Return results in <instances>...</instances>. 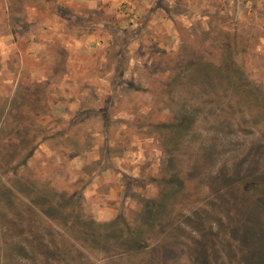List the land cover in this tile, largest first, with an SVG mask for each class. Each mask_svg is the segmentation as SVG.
<instances>
[{"label":"rangeland","instance_id":"obj_1","mask_svg":"<svg viewBox=\"0 0 264 264\" xmlns=\"http://www.w3.org/2000/svg\"><path fill=\"white\" fill-rule=\"evenodd\" d=\"M4 188L0 264H264V0H0Z\"/></svg>","mask_w":264,"mask_h":264},{"label":"trees","instance_id":"obj_2","mask_svg":"<svg viewBox=\"0 0 264 264\" xmlns=\"http://www.w3.org/2000/svg\"><path fill=\"white\" fill-rule=\"evenodd\" d=\"M196 65H201V68L203 69V66H205L206 64L203 62V61H201V60H199V61H196ZM227 64H229L230 65V67L229 68H227L226 70H224V71H230V72H226L227 73V76H229V78L228 79H233V77H234V71H236V69L234 70V71H232L233 70V68H232V65H234V63H231V60H230V62H227ZM203 65V66H202ZM206 68H207V66H205ZM224 75H225V72L223 73ZM229 81H231V80H229ZM235 81V80H234ZM239 82V81H238ZM238 82H236V86L238 85ZM21 102H18L17 101V103H19V106H20V104L21 103H23V97H21ZM191 122H194V119H193V117L191 116V115H187V114H184V115H182V116H178L177 118H176V121H174V122H166V123H164L162 126H164V131H165V133H167L165 136L167 137V140L170 142V141H172L173 139H174V141H177V144H179V137H178V135L179 134H182L183 133V131L189 126V124H191ZM177 139V140H176ZM173 176H174V173L172 174ZM176 182V181H175ZM175 182H171V183H169V185L167 186L168 187V189H169V191H168V193H172L173 192V190H172V188H174L173 187V185H174V183ZM24 188V187H23ZM175 189V188H174ZM38 190H40V191H38ZM29 192H32V194H34V195H36V197H38V198H40V203H43L44 205H45V202L46 201H48V198H47V194H48V192H49V189H48V191H47V188H44V189H40V188H30V190H28ZM0 192H2V195H4V199H8V202H5V206L6 205H10V198H12L13 196H14V194H13V192H11L10 193V190L8 189V188H4V189H1L0 190ZM50 192L52 193V194H54L55 196L56 195H58L57 194V192H55L54 190H53V188H50ZM9 194H11V196L9 197ZM160 202H162L161 204H159L158 203V209H164V205H165V203H164V200L162 201H160ZM57 205V204H56ZM69 205V204H68ZM53 206H54V208L58 211L57 213H59V216L61 215L60 214V212H61V210H60V208H57L56 206H55V204H53ZM59 206V205H58ZM7 207V206H6ZM12 207V206H11ZM154 207H155V205H154ZM13 208V207H12ZM11 208V209H12ZM152 208V207H151ZM156 208V207H155ZM6 209V208H5ZM1 217H2V215H1ZM3 219V218H2ZM3 224L6 226V223H4L3 222ZM96 226H98V227H103L104 225H102V224H97V223H94ZM10 227V226H9ZM34 235V234H33ZM35 239H33V238ZM31 238H32V240H29V242H30V244L31 243H33V248L34 249H37L36 247L38 246H40V248H41V250H43V255H44V257H45V259L47 260V261H50V259H52L53 261H55L54 263L55 264H64V262L63 261H61L60 259H61V254H59L57 251H55V250H53V249H50V248H47L44 244H43V238L41 237V235H39V234H35V236H31ZM130 238V241H132L133 243H134V248L135 249H138L139 248V244H138V242H139V239H138V237H137V233L136 234H133V235H129L128 236V239ZM39 239V240H38ZM22 240V239H21ZM42 242H41V241ZM22 244H24V242H22ZM36 245V246H35ZM44 245V247H42ZM25 247L26 246H22L21 245V243H20V246L18 247V249L17 250H20V251H25ZM14 249H16V248H7L6 249V251H5V253L3 254L2 253V251L0 250V260H2L3 258H6L8 261H13L14 259L12 258L13 257V255H15V250ZM32 253V252H31ZM58 253V254H57ZM65 254V253H64ZM67 255V254H66ZM57 256L60 258V259H57ZM63 259V258H62ZM64 261H65V259H63ZM45 262V261H44ZM45 263H47V262H45ZM23 264H25V263H23Z\"/></svg>","mask_w":264,"mask_h":264}]
</instances>
